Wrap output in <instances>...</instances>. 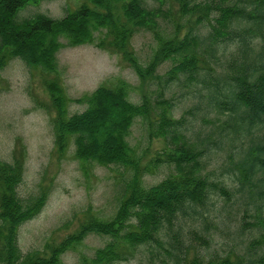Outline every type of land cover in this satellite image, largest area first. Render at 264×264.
<instances>
[{
	"label": "trees",
	"instance_id": "trees-1",
	"mask_svg": "<svg viewBox=\"0 0 264 264\" xmlns=\"http://www.w3.org/2000/svg\"><path fill=\"white\" fill-rule=\"evenodd\" d=\"M38 1L0 0V82L1 70L14 57L55 72L56 52L65 38L69 44L93 42L118 53L138 76L141 95L138 101L132 100L134 85L122 77L102 82L75 98L66 95L57 74L47 80L54 109L56 151L63 152L72 142L75 156L83 164L96 161L121 167L116 174L120 184L117 204L108 217L89 216L57 243L23 252L18 245L19 225L42 208L48 188L40 185L37 193L27 198L19 195L25 154L23 149L14 150L11 160L0 158V264H58L62 253L76 249L89 232L107 235L108 239L92 255L81 253L78 264L125 261L141 244L160 243V235L169 231L176 219L197 213L210 191L229 193L222 181L202 174L203 150L180 129L183 119L172 117L171 101L160 92L159 96H151L142 90L143 85L159 77L157 67L166 59L173 62L166 71L168 79L180 73L191 77L199 67L208 65L199 49L203 42L214 56L220 42L237 38L234 53L226 58L220 75L225 88L222 94L227 99L221 98L218 104L230 110V130L243 131L247 137L246 148L235 165L237 177L240 183L260 188L264 200V0H249V4L231 0H155V6H147L143 0H86L61 17L36 12L17 18L19 9ZM244 16L251 21L243 31L237 30L233 22ZM160 18L171 22V32L162 31ZM201 24L209 27L205 36L197 32ZM181 27L185 31L180 34ZM138 28L151 31L156 41L145 64L131 44ZM246 31L252 32L249 39L243 34ZM255 32L261 39L258 48L249 43ZM70 100L86 105L81 111L69 113ZM136 118L146 123L149 137L162 138L169 145L155 156L145 157L146 153L138 151L127 138ZM162 162L172 164L173 170L145 185L143 175ZM251 243H264V231ZM240 263L241 257L223 255L205 261L194 256L185 264Z\"/></svg>",
	"mask_w": 264,
	"mask_h": 264
},
{
	"label": "rangeland",
	"instance_id": "rangeland-1",
	"mask_svg": "<svg viewBox=\"0 0 264 264\" xmlns=\"http://www.w3.org/2000/svg\"><path fill=\"white\" fill-rule=\"evenodd\" d=\"M83 1L86 0H40L23 6L16 16L21 19L43 12L61 17ZM143 2L147 6L157 4L155 0ZM231 2L249 4V0ZM250 21L251 18L244 16L233 25L243 31ZM160 26L163 32L173 29L171 22L162 18ZM181 30L180 34L185 28ZM208 30L207 24L197 28L201 36ZM250 33L243 32L247 39ZM236 39L220 42L214 56L210 55V47L205 46L207 42H203L199 49L206 55L208 65L199 67L191 77L180 73L168 79L166 71L173 62L166 59L157 67L159 77L142 86L151 96H159L160 92L171 101L172 117L183 119L180 129L203 150L202 174L222 181L229 193L224 194L219 189L210 191L206 202L197 207L198 212L176 219L171 229L160 235V243L141 244L131 258L114 264H185L194 256L205 261L223 255L241 257L240 264H264V243H251L252 238L264 231V200L256 185L240 183L235 168L246 148L247 137L243 131L230 130V110L218 104L221 98L227 99L222 94L225 88L220 75L226 58L234 53ZM61 40L64 43L56 52L55 72H46L41 65H27L19 57L11 58L1 70L0 158L11 160L14 150H24V172L18 185L22 198L37 193L40 185L48 188L42 208L19 225L18 245L23 252L43 249L46 243H57L89 216L111 215L120 185L116 174L121 167L96 161L83 164L75 156L72 142L63 152L56 151L54 109L46 88L47 80L57 74L66 95L75 98L102 82L122 77L134 85L132 100L138 101L141 95L138 76L118 53L93 42L73 45L65 38ZM260 40L255 32L249 43L258 48ZM131 44L145 64L156 41L151 31L138 28L131 37ZM85 105L70 100L68 112L81 111ZM127 138L138 151L146 153L147 158L169 145L162 138L149 137L147 125L140 118L133 122ZM172 170V164L159 163L143 175L144 184H153ZM107 239L104 234L87 233L76 249L62 253L58 264H78L81 253L92 255Z\"/></svg>",
	"mask_w": 264,
	"mask_h": 264
}]
</instances>
